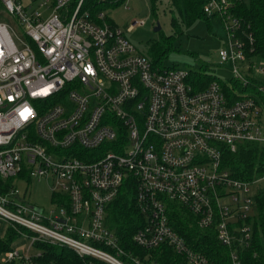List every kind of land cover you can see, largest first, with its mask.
I'll return each instance as SVG.
<instances>
[{
  "label": "built area",
  "instance_id": "obj_1",
  "mask_svg": "<svg viewBox=\"0 0 264 264\" xmlns=\"http://www.w3.org/2000/svg\"><path fill=\"white\" fill-rule=\"evenodd\" d=\"M71 1L53 0L44 19L20 0H0L17 21L16 29L0 23V237L9 229L17 235L0 264H40L36 243L122 264L125 252L107 225V206L128 178L144 220L135 245H166L186 264H210L170 225L176 205L199 229L214 231L230 264H242L264 174L232 177L221 168L222 148L264 149L261 105L248 92L226 95L219 82L196 91L190 69L153 66L122 31L104 24L103 12L95 21L81 12L84 0L67 11ZM227 8V0H207L203 10L218 15L226 30L220 64L232 66L239 85L255 73L264 80V63L248 64L244 44L233 38L236 21ZM12 178L48 182L54 210L32 205L8 184Z\"/></svg>",
  "mask_w": 264,
  "mask_h": 264
},
{
  "label": "trees",
  "instance_id": "obj_2",
  "mask_svg": "<svg viewBox=\"0 0 264 264\" xmlns=\"http://www.w3.org/2000/svg\"><path fill=\"white\" fill-rule=\"evenodd\" d=\"M125 1L84 0L80 10L88 12L96 21V16L102 13L105 6L117 8ZM206 2L207 0H168L169 10L173 14L170 20L172 34L167 37L162 36L160 43L149 45L150 54L146 57L153 66L162 65V60L174 48L172 41L177 38L176 36L183 35V28H190L200 19H208L203 11ZM227 2V13L236 21V26L232 27L233 38L244 44L247 59L253 57L264 63V0H227ZM77 3L78 0H72L68 6L73 10ZM151 12L156 13L154 1ZM249 36L252 39L251 43ZM208 70L209 67L206 65H201L196 71L189 70L188 82L196 91L202 90L212 82H219L228 96L234 95L233 89H237L242 94L249 91L248 93H251L264 109V92L260 91V86L264 87V80L257 81L247 76L249 83L242 86L232 78L221 82ZM239 97L242 95L239 94ZM221 168L236 179L250 181L264 174V149L254 144H243L232 153L223 147ZM168 217L170 225L185 238L187 245L206 256L210 264H230L227 248L217 242L212 229H199L193 217L176 205H170ZM143 223V216L135 204V184L132 178H128L120 187L115 200L107 206V225L114 232L119 247L125 252L120 258L122 264H186L182 256L166 245L150 250L135 245L132 237ZM248 223L251 224L252 239L249 248L240 251L241 262L264 264V190L255 195L254 214ZM16 238V233L11 229L7 231L5 237H0V255L11 249V244ZM34 247L41 253L37 259L40 264H108L91 257H79L67 247L47 243H36ZM109 253L113 254L112 251Z\"/></svg>",
  "mask_w": 264,
  "mask_h": 264
},
{
  "label": "rangeland",
  "instance_id": "obj_3",
  "mask_svg": "<svg viewBox=\"0 0 264 264\" xmlns=\"http://www.w3.org/2000/svg\"><path fill=\"white\" fill-rule=\"evenodd\" d=\"M20 1L24 6H29V11L37 10L41 13L44 19L51 15L53 0H46L45 7H40V3L44 0ZM153 1L156 7L155 14L151 12ZM67 11H72L70 6L67 7ZM102 12L104 24L112 23L123 32L137 52L145 56L150 54L148 53L149 45L160 43L162 36L167 37L172 34L170 20L173 14L169 10L168 0H126L117 8L105 6ZM207 18V20H198L188 29L183 28V35L176 36L177 38L172 41L174 48L162 60L160 67L187 68L196 71L201 65H206L209 67V73L217 77L219 81L223 82L232 78V66L225 62L220 64L219 60V52L227 46V34L222 19L218 15L207 16ZM0 23H7L13 29L17 28V21L7 14L1 15ZM131 23H145V25L130 30ZM157 24L160 30L156 32L154 28ZM17 32L20 33L18 30ZM246 62L255 64L258 68L263 66L261 61L253 57ZM251 78L257 81L263 80L257 73ZM8 184L17 189L21 195L26 193L29 202L44 209L46 214L54 210L55 204L51 200L53 193L50 190V184L45 180L30 181L25 185L18 178H12L9 179ZM255 191V188H252L253 194ZM14 245L11 244V247ZM35 250L38 251L36 248Z\"/></svg>",
  "mask_w": 264,
  "mask_h": 264
},
{
  "label": "crops",
  "instance_id": "obj_4",
  "mask_svg": "<svg viewBox=\"0 0 264 264\" xmlns=\"http://www.w3.org/2000/svg\"><path fill=\"white\" fill-rule=\"evenodd\" d=\"M2 11V12H1ZM2 14H6L5 12H4V10H3V8H2V6L0 5V17H1V15ZM212 16V15H211ZM109 25H111V24H109ZM113 26V25H112ZM262 107V106H261ZM263 109V108H262ZM263 111H264V109H263Z\"/></svg>",
  "mask_w": 264,
  "mask_h": 264
},
{
  "label": "water",
  "instance_id": "obj_5",
  "mask_svg": "<svg viewBox=\"0 0 264 264\" xmlns=\"http://www.w3.org/2000/svg\"><path fill=\"white\" fill-rule=\"evenodd\" d=\"M160 30V27H159V24H157V26L154 28V31H159Z\"/></svg>",
  "mask_w": 264,
  "mask_h": 264
}]
</instances>
